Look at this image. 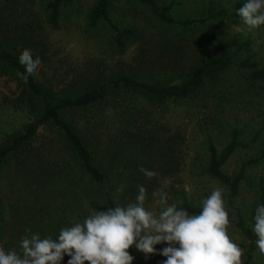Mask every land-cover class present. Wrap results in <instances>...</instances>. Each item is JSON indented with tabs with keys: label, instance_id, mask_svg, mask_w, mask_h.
Wrapping results in <instances>:
<instances>
[{
	"label": "rangeland",
	"instance_id": "obj_1",
	"mask_svg": "<svg viewBox=\"0 0 264 264\" xmlns=\"http://www.w3.org/2000/svg\"><path fill=\"white\" fill-rule=\"evenodd\" d=\"M48 1L0 0V43L18 56L27 49L33 58L39 57L34 78L57 95L75 94L123 74L181 83L198 62L217 54L222 39H250L217 81L206 80L187 97L110 88L98 102L61 112L106 173L105 187L116 205L134 202L143 186L149 210H158L153 193L159 190L167 192L169 204L201 208L212 190L222 189L228 234L244 249L245 261L249 240L236 226L237 212L253 229V209L264 198V158L246 166L231 202L228 187L209 175L205 165L210 143L221 151L230 140L238 142L222 165L229 175L257 157L264 145V81L246 80L248 71L238 67L245 56L264 65V25L249 30L237 13L246 0H175L172 16L198 20L185 27L162 22L138 0H109L111 21L134 30L120 36L122 45L106 21L91 25L95 0H66L56 27L48 20ZM210 3L213 13L222 10L218 18L207 19ZM38 108L21 76L0 62V147L34 118ZM141 167L157 175L149 179ZM106 208L102 191L50 123L41 125L30 142L0 164V246L6 251H19L20 240L30 234L26 230L55 239L62 227ZM165 246L157 244V253L146 255L133 245L128 250L132 264H162L166 257L159 252ZM69 258L65 255L61 264ZM248 264H264L256 243Z\"/></svg>",
	"mask_w": 264,
	"mask_h": 264
},
{
	"label": "clouds",
	"instance_id": "obj_2",
	"mask_svg": "<svg viewBox=\"0 0 264 264\" xmlns=\"http://www.w3.org/2000/svg\"><path fill=\"white\" fill-rule=\"evenodd\" d=\"M249 30L264 25V0H246L237 10ZM19 63L24 67L22 79L37 74L41 61L30 50H23ZM151 179L157 174L141 167ZM123 185L117 192L123 191ZM158 210L145 207L147 191L139 186L134 202L96 210L82 221L62 227L58 236L42 238L38 233L22 237L19 251L0 246V264H132L128 251L133 245L144 254H156L157 244H166L159 254L162 264H244V249L228 234L229 213L223 191L216 188L201 202L198 214H190L168 203L167 192L153 193ZM253 232L261 255H264V205L255 208Z\"/></svg>",
	"mask_w": 264,
	"mask_h": 264
},
{
	"label": "trees",
	"instance_id": "obj_3",
	"mask_svg": "<svg viewBox=\"0 0 264 264\" xmlns=\"http://www.w3.org/2000/svg\"><path fill=\"white\" fill-rule=\"evenodd\" d=\"M140 3L148 5L156 17L166 24H173L181 27L190 26L197 22L195 19H177L170 14V10L176 4L175 0L169 2H159L157 0H138ZM66 0H49L47 9L49 11L48 20L54 27L58 25L59 9ZM207 19L218 18L222 10L213 13L211 3L207 7ZM106 21L109 26L118 33L117 43L122 45L121 35H132L134 30L129 27L119 28L114 24L109 17V0H95L89 12V21L91 25H95L99 20ZM250 43L249 38L231 37L222 39L216 55L208 57L198 62L188 73L187 78L181 83L164 84L161 82H150L137 79L130 75H120L108 81L91 84L83 89H80L75 94L57 95L48 86L35 80L34 76L28 78V83L25 84L30 96L37 100L39 108L34 112V118L26 123L20 131L10 136L8 141L0 147V164L10 154L18 151L24 144L31 141L37 129L45 124L50 123L57 128L63 135L66 142L79 160L86 174L91 178L93 183L102 191L105 196V202L108 207L116 206V201L112 197L109 189L105 187L106 173L94 162L91 150L85 144L83 138L79 135L73 125L67 121L61 114L62 110L71 108H82L100 101L110 88H130L139 89L149 94L159 97H187L195 90L200 88L206 80L217 81L220 74L230 67L235 54L247 49ZM18 55L13 54L0 43V62L11 67L22 78L25 74L24 67L19 63ZM238 67L248 71L245 76L246 80H261L264 81V65H260L259 61L253 60L250 56H245L240 59ZM23 80V79H22ZM24 82V81H23ZM238 142L234 139L218 151L216 147L210 143L208 145V160L205 165V171L212 177L218 179L225 184L229 189V202L238 194L241 181L244 179L245 168L251 163H255L261 158H264V145L260 154L243 162L234 175H229L222 170V165L232 154ZM259 205H264L262 197L258 205L253 209L251 219L254 225L255 208ZM106 208V209H107ZM178 208H184L190 214H198L201 208L191 204L184 203ZM236 226L248 238L249 246L246 252L244 264H248L252 257V251L255 248L256 235L253 230L245 225L244 219L237 212Z\"/></svg>",
	"mask_w": 264,
	"mask_h": 264
}]
</instances>
